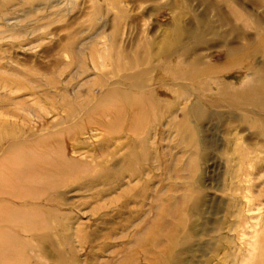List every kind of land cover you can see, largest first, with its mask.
Segmentation results:
<instances>
[{"label":"rangeland","instance_id":"rangeland-1","mask_svg":"<svg viewBox=\"0 0 264 264\" xmlns=\"http://www.w3.org/2000/svg\"><path fill=\"white\" fill-rule=\"evenodd\" d=\"M234 10L251 14L253 23L264 28V0H0V134L22 137L14 147L0 144V264L119 261L136 230L151 226L162 213V219L177 223L185 231L183 238L189 240V245L176 248L182 264H264V138L253 134L257 128L238 127L227 119L220 127L206 123L207 144L214 143L216 150L210 148L207 162H195V168L182 171L184 163L175 159L189 156L184 157L181 138L170 122L171 113H179L189 103L180 101L183 89L174 87L169 77L155 72V105L163 106L155 109L154 117L143 118L142 134H133L127 125L109 134L92 124L107 120L109 113L79 110L80 106L116 104V99H101L98 93L116 80L112 73L118 66L127 65L129 59L119 54L137 61L151 58L157 65L176 28L192 30L198 23L213 24L222 38L208 36L194 56L223 66L225 39L235 46L249 43L242 23L231 15ZM4 17L17 25L6 27ZM222 17H231L239 31L222 27ZM247 32L255 34L252 29ZM184 39L183 46L192 44ZM261 61L258 55L254 62ZM241 71L245 70H229L220 76L221 81L239 86L247 78ZM6 81L13 84L5 87ZM127 92L150 98L149 93ZM64 105L73 108L70 121H65ZM40 114L46 118H38ZM58 124L60 128H54ZM79 128L84 132L73 134ZM32 133L38 136L33 139ZM65 133L73 136L67 138ZM136 136H146L155 144L139 175L124 167L129 141ZM228 140L235 142L233 155L228 154L236 158L234 168H228L226 158L220 156ZM56 143L76 145L78 154L66 149L68 159L92 161L97 156L103 163L118 158L121 179L112 178L107 186L80 187L99 168L94 171L78 164L67 187L56 189L63 195V205L35 199L22 205L11 196L23 190L35 194L44 191V185L21 179L14 171L28 167L37 147L52 145L41 155L56 159L60 151ZM246 153L251 164L239 163ZM177 174H189L194 191L193 182L201 181L199 215L190 217L186 212L177 220L166 212L164 207L185 192L184 180L176 179ZM56 190L51 191L54 197L60 196ZM190 226L194 227L191 232ZM219 227L223 230L217 231ZM147 237L154 239L153 234ZM168 237L165 227L155 226V255L166 248ZM143 258L142 264H147Z\"/></svg>","mask_w":264,"mask_h":264},{"label":"bare ground","instance_id":"bare-ground-1","mask_svg":"<svg viewBox=\"0 0 264 264\" xmlns=\"http://www.w3.org/2000/svg\"><path fill=\"white\" fill-rule=\"evenodd\" d=\"M231 15H233L235 22L242 23V29L244 30H242L243 34L247 37L249 43L242 45L240 43L238 46H235L229 39L226 40L224 38L225 52L223 53V59L225 62L223 66H217L201 55L194 56L197 46L205 43L208 36L222 38V35L216 32V27L213 24L198 23L192 30L176 28L172 41L163 47L161 53L162 60H159L160 63L157 65H155L154 59L151 60V58L147 60L144 58V61H137L131 59L130 56L124 53L119 54L121 59H129L127 65L118 66L115 72L112 73V75L116 74V80L98 93L101 99H116V104L103 107L100 104L95 107L80 106L79 110H81L83 114L87 111L93 114L104 111L109 113V116H106L108 117L107 120L92 123L96 125L98 129L99 127L104 128L105 132L109 134L117 133L123 126L127 125L129 131L139 135L143 130L141 126L143 118L154 117L155 109L163 106L159 103L155 105V72H157L161 75V78H163V76L169 77L174 87L183 89V94L180 95L179 99L183 101V103H189L184 109L180 110V118L179 113L172 112V119L170 122L171 125L173 124L176 128L177 135L181 138L180 147L183 150L182 153L184 157L189 156L188 158H182V160L178 157L175 159L177 163H184L182 171H188L193 167L195 168V162H207L210 158V148L215 149L214 147L216 145H214V143L207 144L208 140L205 132L206 123H217L216 127H220L224 120L227 119V121L232 122V124L238 123V127L244 124L245 126L249 125L250 129L257 128L259 131L253 134L256 137L264 138V28L258 26L257 23H253L251 14H244L241 11L234 10ZM230 18L227 19L222 17L220 19L221 26H231V29L239 31L233 19L230 20ZM3 20L8 28L12 25H17L11 23V18L4 17ZM250 29L255 30L253 36L248 35L247 31ZM184 38L192 41V44L190 46H183ZM258 55H261L262 61L255 64L254 61ZM235 69L245 70L241 71V74L245 72L247 78L241 85L236 86L232 83L221 81L220 76L223 73ZM12 84L13 82L6 81L5 87H9ZM122 88L125 90L123 91ZM127 90L135 91L136 93H149L150 98L133 96L131 93L127 92ZM64 106L67 110L65 121H70L73 108L69 109L68 105ZM170 106L178 107V105ZM62 107L63 105H61V108ZM43 116L44 114H40L38 118L44 120L46 115ZM127 117H129L128 120ZM61 124L55 125L54 128L59 129ZM83 129L84 128H79L75 133L73 132V134L82 133L84 132ZM73 134L65 133L64 136L71 138ZM29 136H33L32 138L34 139L38 135L32 133ZM148 139L149 138L146 136H136L129 141V153L126 155L128 160L124 167L127 170L132 169V172L136 175L141 173L139 168L142 166L143 160L145 159L144 162H147L148 157L151 155L150 151L155 149L154 142L150 144ZM21 140L22 137L15 136V134L14 136L0 134V144L2 143L6 148L17 146ZM56 144L60 150L59 153L57 152L58 155L56 159L52 157L45 159L41 155L53 149L52 145H50L51 147L48 145L41 147L42 149L37 147L34 158L28 167H19L16 172L14 171V175L18 174L16 176L21 179L32 180L35 183H42V186L44 185V191H37L35 194H29L23 190L21 193H15L11 196L13 199H19L22 205L28 204L31 199H35V201L40 200L44 204L56 201L59 202V206L63 205L60 200L63 195L56 189L67 187L71 179H73L74 174L71 173V171H74V167L78 164L87 167V169H93L94 171L98 168L100 170H98L96 175L91 176L83 181V183L79 184L80 187H92L93 185L107 186L113 180L112 178H115V181L121 179L123 169H121L122 165L118 161V158L112 157L110 160L111 162L108 160L103 163L97 161V156L92 157V161L76 158L68 159L66 149L70 147L74 155L78 154L76 145L67 143H62L60 145L58 143ZM234 146L235 142H233V140L226 141L225 148L222 149V154L220 155L222 160L226 158L225 162L228 168H234L236 166V162L234 161L236 158L233 157V159L228 157V154H230L229 156L233 155L234 152L232 151L234 150ZM247 155L246 153L245 156H242L241 160L239 159V163L251 164V159H248L249 157ZM155 160H159V158L157 157ZM176 176V179L184 180L181 188L185 192L181 197L175 199L172 205L168 204L164 207L166 212L177 220L186 212L190 217H192L191 215H199L202 212L203 205L201 197L197 194L201 181L197 180L195 183L193 182V185L196 187L194 191L190 186L189 174H184V176L177 174ZM52 177H56V179L52 180ZM18 188L19 187L16 189ZM54 190H56L60 196L57 195L54 197ZM51 191L53 192L51 193ZM186 201L189 203L186 204ZM190 203L191 205H189ZM161 211L164 212L163 209ZM162 214L154 220L151 226L145 229L138 228L136 230L133 235V242L127 244L129 245L127 247L128 250L126 249L125 257L122 260L104 264H142V257H144L143 259L147 264H182V256L180 253H176V248L178 244L189 245V240L186 239V237H184V239L181 235L183 233L185 234L183 228L177 226V223L165 222L162 219ZM155 226L161 228L165 227L169 234V240L165 243L166 248L156 255ZM126 229H128V227ZM193 230L194 227L190 226L189 232ZM220 230H223L222 227L217 229V231ZM124 233H126L125 229L122 231V234ZM150 234H153V240L148 239L147 235ZM110 235L113 237V233L110 232ZM40 237L46 238L45 235ZM220 241L222 240L220 239ZM156 245L158 246L159 244L156 242ZM188 250L189 248H186L184 251ZM22 255L25 254L22 253Z\"/></svg>","mask_w":264,"mask_h":264}]
</instances>
